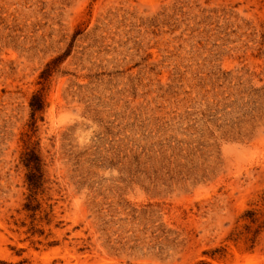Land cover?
<instances>
[{"label": "rangeland", "instance_id": "1", "mask_svg": "<svg viewBox=\"0 0 264 264\" xmlns=\"http://www.w3.org/2000/svg\"><path fill=\"white\" fill-rule=\"evenodd\" d=\"M0 264H264V0H0Z\"/></svg>", "mask_w": 264, "mask_h": 264}]
</instances>
